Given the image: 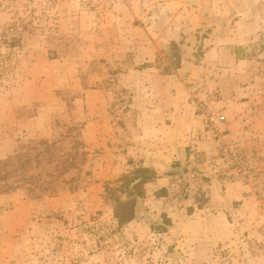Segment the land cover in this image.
Returning <instances> with one entry per match:
<instances>
[{"label":"rangeland","instance_id":"1","mask_svg":"<svg viewBox=\"0 0 264 264\" xmlns=\"http://www.w3.org/2000/svg\"><path fill=\"white\" fill-rule=\"evenodd\" d=\"M41 141L55 189L0 191V264H264V0H0V161Z\"/></svg>","mask_w":264,"mask_h":264},{"label":"trees","instance_id":"2","mask_svg":"<svg viewBox=\"0 0 264 264\" xmlns=\"http://www.w3.org/2000/svg\"><path fill=\"white\" fill-rule=\"evenodd\" d=\"M173 48L177 50L176 43H173ZM181 54L178 52L174 58L173 65L177 69L181 65ZM167 70H170L167 67ZM38 149L35 157H32L28 150L18 153L15 159L0 161V191L7 193L15 189H25V191L33 196H37L39 192H49L53 191L55 187L52 184L39 185L35 180L37 176L28 175L29 169L33 165V161L40 163L41 158L45 156H50V153L54 151L53 144H49L47 141H41L37 143ZM76 159L68 160L61 165L62 172L65 174L71 168L77 166ZM156 174L147 169L140 168L137 169L131 175H125L120 178L115 183H108L106 186L107 199L112 203L114 209V217L120 227H123L131 223L136 218V209L138 204V199L144 198L146 195V185L153 182ZM14 179V181L10 180ZM137 180L139 182L135 183ZM9 181L12 183L9 185ZM135 183V184H134Z\"/></svg>","mask_w":264,"mask_h":264},{"label":"built area","instance_id":"3","mask_svg":"<svg viewBox=\"0 0 264 264\" xmlns=\"http://www.w3.org/2000/svg\"><path fill=\"white\" fill-rule=\"evenodd\" d=\"M195 107H196V109H197L198 112H203L204 109H205V103H201V101L196 102ZM209 120L212 121V120H214V118L212 117V118H210ZM217 121H218V124H219V125L223 126V125L225 124L226 117L223 116V115H222V116L219 115ZM211 131H212V132H216V130H215V125H212V126H211ZM225 132H226V130H222V131H220V134H223V135H224Z\"/></svg>","mask_w":264,"mask_h":264}]
</instances>
